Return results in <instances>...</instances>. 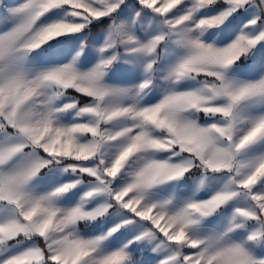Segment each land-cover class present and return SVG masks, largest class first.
I'll return each instance as SVG.
<instances>
[{
  "label": "snow or ice",
  "instance_id": "6c2138e0",
  "mask_svg": "<svg viewBox=\"0 0 264 264\" xmlns=\"http://www.w3.org/2000/svg\"><path fill=\"white\" fill-rule=\"evenodd\" d=\"M0 264H264V0H0Z\"/></svg>",
  "mask_w": 264,
  "mask_h": 264
}]
</instances>
